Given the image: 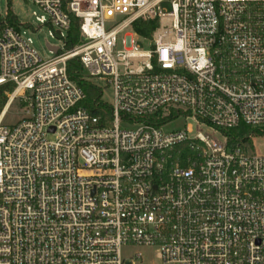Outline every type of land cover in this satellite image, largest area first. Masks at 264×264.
<instances>
[{"label": "built area", "instance_id": "obj_1", "mask_svg": "<svg viewBox=\"0 0 264 264\" xmlns=\"http://www.w3.org/2000/svg\"><path fill=\"white\" fill-rule=\"evenodd\" d=\"M29 1L63 48L43 60L34 25L0 10V87L24 113H0V264H134L124 246L157 247L163 264H264V155L148 120L264 132V0ZM138 21L158 26L142 37ZM73 59L113 90L104 123Z\"/></svg>", "mask_w": 264, "mask_h": 264}, {"label": "rangeland", "instance_id": "obj_2", "mask_svg": "<svg viewBox=\"0 0 264 264\" xmlns=\"http://www.w3.org/2000/svg\"><path fill=\"white\" fill-rule=\"evenodd\" d=\"M163 8L170 11V4L164 3ZM0 10L2 14H6L7 11H11L20 22L22 23H31L34 25V30L29 31L25 36L31 38L33 41V47L39 53L40 57L43 60H47L55 56V53L51 52L47 46V43L54 47L63 48V42L59 37L52 36V30L48 26H38L36 27V20L33 17L32 13L35 11L39 15L42 12L35 7L29 0H0ZM56 31V30H54ZM133 34L132 30L129 29L120 36L118 41V50L124 49V44L122 39L127 34ZM133 40L136 41V44L140 46L143 51H149L152 49V42L150 39L133 37ZM85 75L88 76V73L85 72ZM97 83L103 91V101L106 103L113 102V90L111 87H105L103 83L93 80ZM13 92L12 90L7 92L6 103L2 109H5L8 104V95ZM22 102L16 100L9 108L8 113L5 118V124L14 125L22 120L24 113L22 111ZM1 111V112H2ZM188 125L192 126V136H195L198 132L203 134H209L212 137H216L220 140H223L224 134L215 128L211 127L209 124L203 123L201 121L193 119L179 118L164 127V130L167 132L185 130ZM248 134L243 138L242 144L249 153L256 155H264V132H256L248 128ZM140 253L142 255L141 259H137L136 255ZM122 258L124 260H133L134 264H163L160 258V249L157 247H140V246H124L121 251Z\"/></svg>", "mask_w": 264, "mask_h": 264}, {"label": "trees", "instance_id": "obj_3", "mask_svg": "<svg viewBox=\"0 0 264 264\" xmlns=\"http://www.w3.org/2000/svg\"><path fill=\"white\" fill-rule=\"evenodd\" d=\"M7 21L10 24L19 23L18 18L9 11ZM157 21H149L143 22L138 21L134 25V31L142 36V37H150L153 31L157 28ZM80 40L79 33V22L74 19L73 25L69 31L67 37V49H71L74 45H76ZM68 74L69 77L77 82L80 88L86 95L85 101L82 105L88 109L94 115H100L102 117V123H104L107 119L111 118V107L105 103L102 99L103 91L101 88L97 87L91 81L87 80V76L85 75V71L83 69L82 64L79 60L73 59L68 62ZM12 90V85L7 84L0 87V113L6 103V93ZM178 118V112L173 111L172 116L163 120L159 119V116H151L148 118L149 122L154 123L156 125H162L167 122H170L174 119ZM224 134V137H227L229 140L228 145L230 147H235L237 144L241 143L243 138L249 133L248 128L244 125L239 126L236 129L232 130H219Z\"/></svg>", "mask_w": 264, "mask_h": 264}, {"label": "water", "instance_id": "obj_4", "mask_svg": "<svg viewBox=\"0 0 264 264\" xmlns=\"http://www.w3.org/2000/svg\"><path fill=\"white\" fill-rule=\"evenodd\" d=\"M58 34H59V31H58ZM48 48L53 52V53H57L58 50H59V47H51V46H48Z\"/></svg>", "mask_w": 264, "mask_h": 264}, {"label": "bare ground", "instance_id": "obj_5", "mask_svg": "<svg viewBox=\"0 0 264 264\" xmlns=\"http://www.w3.org/2000/svg\"><path fill=\"white\" fill-rule=\"evenodd\" d=\"M9 108H10V105H8L7 107H6V109H5V112L7 113V111L9 110Z\"/></svg>", "mask_w": 264, "mask_h": 264}]
</instances>
